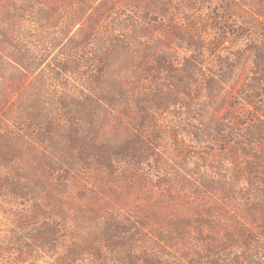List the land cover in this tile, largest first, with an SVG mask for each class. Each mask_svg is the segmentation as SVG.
Wrapping results in <instances>:
<instances>
[{"label":"rangeland","instance_id":"obj_1","mask_svg":"<svg viewBox=\"0 0 264 264\" xmlns=\"http://www.w3.org/2000/svg\"><path fill=\"white\" fill-rule=\"evenodd\" d=\"M197 1L0 0V97L6 92L10 98L8 103L20 100V98L22 101L29 100V103L35 98L40 101L41 105L46 101L49 105L45 104V108L52 113H48L49 116L61 119L57 104L59 99L56 98L65 94L67 96L63 104L73 103L77 117L81 118L80 104L84 95L87 96L84 94L86 90H84L83 73L85 70H95L97 66L99 68L100 62L95 54L102 37L107 38L105 42L109 40L113 42L123 40L130 33L136 40H140L141 45L135 44L136 57L126 69V73L136 85L137 94H144L140 100L145 101L146 107L148 106L150 113L156 119L154 122L152 120L153 125L150 124L149 129L144 130L143 135L146 138L151 136L152 139H159L158 148L151 151V157L142 160L141 169L135 174L136 177L141 176L145 180L146 186L128 183L129 181L122 175L123 163L119 166L116 162L117 166L110 170L109 167L98 164L99 158L92 160L91 166L85 169L74 157L75 152L81 147L78 144L73 145L70 141L69 143L67 137L63 135L61 137L65 145L63 159L56 158L53 164H58V166L50 172V178L61 186L59 193L66 195L69 198V207L74 208L78 204H85L87 200L85 197L94 191L100 198L110 202V209L124 218L130 216L128 220L131 221H138L137 214L143 211L169 212L176 215H189L195 212L205 216L215 214L214 219L211 218L213 223L211 228L222 227L235 231V228L244 227L248 232L255 233L258 239V229L261 226L258 223V208L250 209L253 206L248 202L249 200H252V203L261 201L263 194L261 186L264 184L261 182L259 173L249 174V172L246 173V169L249 163L264 164V137H261L260 133L258 141L245 145L244 141L249 137H245L247 133L244 127L236 125L235 119L229 121L228 133L224 135V139L210 135L199 140L195 136V130L198 129L200 121L201 123L207 122L212 109L220 115L230 104H234L237 106L235 111L245 115L239 119L241 121L237 120L238 123L249 122L252 119L248 109L243 106V101L237 96L239 89L248 84L252 78V56L247 55L240 61L234 75L215 98V107H211V94L207 90V80L211 76L223 75L224 70L222 71L220 65H217L214 55L205 53L203 69L197 72L193 81L191 80L193 102L200 106L205 104L208 109L206 113H202L205 114L200 116L202 118L197 114L191 117L185 112L174 116L171 114L176 110L173 107L169 109V113L153 112L158 99L164 98L166 92L168 95V88L172 84V79L167 77L161 66L178 71L188 58L186 43L192 42L191 38L196 41L202 37L210 43L211 47L221 35L219 34L221 33L220 23L216 17L223 14L222 3L219 0ZM254 2L261 5L264 0H246L248 12L251 11L250 6ZM163 4L165 15H160L162 10L160 6ZM132 21L135 22L134 25ZM256 31H253L254 35L251 38L258 35V43H264L263 31L259 23L257 33ZM228 38L229 34L220 45L221 55L234 53L245 45V49H248L249 36L235 44H231ZM141 48L148 49V57L145 61H141ZM99 51L98 53L102 54L108 49L102 45ZM28 54L38 60V64L32 65V62L28 64ZM10 57L17 60L18 64L14 63ZM158 57L165 59L166 63H155ZM86 58L93 60L85 64ZM124 60L123 56L114 62L113 66L117 70L124 67ZM56 61L67 66L74 65V72L60 73L55 78L54 64ZM27 64L31 69L26 74L23 69ZM146 69L148 72L144 73ZM34 84L38 86L33 88ZM37 87L41 90L37 91ZM256 88L258 90V86ZM136 106H139V102L133 101L128 120L123 115L122 107L113 109L107 107L104 110H100L99 107L94 108L93 114L97 125L104 121V128L108 129L103 135L97 132L92 136L93 140L98 141L93 143L95 148L100 144L102 148L108 147L109 151L115 149L117 152L116 149L130 141L131 138L137 140L140 129L134 125L139 123L141 117ZM1 108L3 106L0 107V114ZM198 118L201 119L199 122ZM68 122L64 121L60 127L62 132L72 130ZM79 123L81 125L78 131L83 132L82 136H84L87 128H84L83 122ZM227 139L225 143L224 140ZM253 139L252 137L251 140ZM72 148L74 150L71 155L68 152ZM160 159L166 164H156L155 161H160ZM181 163H185L191 173L184 175V178L188 180L197 181L198 176L192 175L193 172H199L201 178L204 179L209 177L211 180H218L223 176L231 179L235 188L231 193L234 200L229 199L233 202L229 204L226 214L208 210L209 204H212L213 199L216 198L214 195H196L193 189L177 184L171 187L157 186V182L163 179L164 172L167 171L166 173L169 174L167 176L173 177L171 174L178 169ZM95 165L99 167L96 168ZM220 165L224 166L223 170ZM259 165L254 166L257 172ZM215 167H219V170ZM198 168L199 170L196 171ZM224 168H226L225 171ZM6 171H8L6 168H0V179ZM5 193H8L7 189L0 191V240L11 232L10 228L14 226L16 212L19 207H22V205H9ZM217 194H221L219 188ZM91 221L93 219L88 220V222ZM167 226L166 221L151 220L145 231L154 227L166 228ZM184 228L194 229L196 226L188 224ZM65 235V232L61 234V236ZM150 237L153 238L154 235ZM71 239L65 236L63 242L67 244ZM145 246L160 256H165V253L152 246L150 241L145 243ZM172 252L173 257L177 258L176 250L173 249ZM10 257L11 255L2 256L0 264H9ZM108 261L109 259H107V264L110 263ZM121 261L122 264H126L124 260Z\"/></svg>","mask_w":264,"mask_h":264},{"label":"trees","instance_id":"obj_2","mask_svg":"<svg viewBox=\"0 0 264 264\" xmlns=\"http://www.w3.org/2000/svg\"><path fill=\"white\" fill-rule=\"evenodd\" d=\"M219 1L222 3L223 14L216 18L220 23L221 35L211 47L202 37L196 41L191 38L192 42L186 43L188 58L178 71L161 66L167 77L172 79V84L168 88V95L166 92L164 98L158 99L153 112L169 113V109L173 107L176 109L171 113L174 116H179L183 112L191 117H195V114L198 117L204 116L205 114L202 113L208 111L207 106L193 102L191 80L195 79L201 68L203 69L205 53L214 55L217 65H220L222 71L224 70L223 75L211 76L207 80L211 107H215V98L234 75L240 61L245 56L251 55L252 78L248 84L239 89L237 96L243 101L242 104L248 109L252 119L249 122L238 123L237 120L245 115L235 111L237 106L230 104L220 115L212 109L207 122L201 123L202 117L198 118L200 123L195 130V136L199 140L210 135L224 139V135L228 133L229 121L235 119L236 125L244 127L247 133L245 137H249L244 141L245 145H250L253 141H258V134L261 133V137H264V43H258V35L251 38L254 35L253 31H258V23L264 36V3L258 5L254 2L250 6L251 11L248 12L246 0ZM160 7L162 9L160 15H165L164 4ZM131 23L134 25L135 22ZM227 34L231 44L245 40L249 36L248 49H245V45L234 53L221 55L220 45ZM105 41L107 38L102 37L95 54L100 62L99 68L97 66L95 70H85L83 73L84 90H86L84 94L87 96L84 95L80 104L81 118L77 117L73 103H71L73 106L70 103L63 104L66 101L65 94L56 98L59 99L57 104L61 119L49 116L48 113L51 112L45 108V104L48 103L46 101L41 105L40 101L34 98L30 105L29 100L22 101L20 98L8 103L10 98L6 92L0 97V107L3 106L0 114V168L8 170L0 179V191L7 189L8 193H5V197H8L9 205H22L16 212L17 216L14 226L10 228L11 232L0 240V258L11 255L9 264H107V259L109 264H122L121 260L126 264H264V186H261L263 188L261 201L248 202L253 206L250 209L258 208V223L261 225L258 229V239L255 233L248 232L244 227L235 228V231L222 227L211 228L213 225L211 218L215 214L205 216L195 212L189 215H176L169 212L143 211L138 212V221H131L128 220L130 216L124 218L110 209V202L100 198L94 191L85 197L87 199L85 204H78L74 208L69 207V198L59 193L61 186L50 178V172L58 166L53 164L56 158L63 159L65 149L61 138L63 135L67 137L68 142L81 147L75 152L74 157L85 169L91 166L92 160L99 158L98 164L109 167L110 170L117 166L116 162L119 166L123 163L122 175L126 177L128 183L143 186H146L145 180L141 176L136 177L135 174L141 169L142 160L151 157V151L158 148L159 139H152L151 136L146 138L143 135L144 130L149 129L152 120L154 122L156 119L150 113L148 106L146 107L145 101L140 100L144 94H137L136 85L126 73V69L136 57L135 44L141 45L140 40H136L129 33L123 40ZM102 45L108 51L101 54L98 51ZM140 52L141 61L147 60L148 49L141 48ZM123 56L125 65L117 70L113 63ZM27 57L28 64L29 62H32V65L38 64V60L32 55L28 54ZM10 59L18 64L13 57ZM92 60L86 58L84 63ZM155 63L165 64L166 60L158 57ZM28 64L23 69L26 74L31 69ZM54 66L55 78L60 73H71L75 70L74 65L67 66L58 61ZM147 72V69L144 70V73ZM35 86L38 85L34 84L33 88ZM36 89L41 90L38 87ZM133 101L139 102V106L136 107L141 117L139 123L134 125L140 129L137 140L131 138V142L129 139L130 141L116 149L117 152L115 149L109 151L108 147L102 148L100 144L95 148L93 143L98 141L93 140L92 136L97 132L103 135L108 129L104 128V121L97 125L93 114L94 108L99 107L100 110H104L107 107L112 109L122 107L123 115L128 120ZM64 121H69L72 130L61 131L60 127ZM80 121L84 123V128H87L84 136H82L83 132L78 131ZM224 141L226 143L228 139ZM73 150L72 148L68 153L72 155ZM155 162L166 164L161 159ZM247 165L246 173L253 175L259 173L264 184V164ZM255 165H259L258 172ZM95 167L99 166L95 165ZM220 167L223 170L224 166L220 165ZM215 168L219 170V167ZM188 170L185 163L179 164L178 169L171 174L173 177L167 176L169 175L167 171L164 172L163 179L157 182V186L171 187L177 184L193 189L196 195H214L216 198L213 199L212 204H209L208 210L226 214L229 204L233 202L231 200H234L231 193L235 188L231 179L224 176L218 180H211L208 176L204 179L199 172H193L192 175L198 176L197 181L188 180L184 178V175L191 174ZM198 170L199 168L196 169ZM218 188L221 194H217ZM89 219L93 221L88 222ZM151 220L166 221L168 226L154 227L145 231ZM188 224L196 228H184ZM64 232L66 237L72 238L67 244L63 242L65 236H61ZM69 232L73 235L71 236ZM74 235L77 237H73ZM151 235L154 237L151 238ZM148 241L165 253L166 257L145 246ZM173 249L178 254L177 258L173 257V252L171 253Z\"/></svg>","mask_w":264,"mask_h":264}]
</instances>
